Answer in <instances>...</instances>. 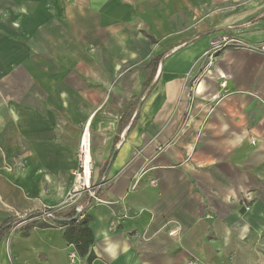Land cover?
<instances>
[{"label": "crops", "instance_id": "1", "mask_svg": "<svg viewBox=\"0 0 264 264\" xmlns=\"http://www.w3.org/2000/svg\"><path fill=\"white\" fill-rule=\"evenodd\" d=\"M235 41L264 0H0V225L83 205L95 254L30 220L0 264H264V53ZM85 136L102 201L66 203Z\"/></svg>", "mask_w": 264, "mask_h": 264}, {"label": "built area", "instance_id": "2", "mask_svg": "<svg viewBox=\"0 0 264 264\" xmlns=\"http://www.w3.org/2000/svg\"><path fill=\"white\" fill-rule=\"evenodd\" d=\"M227 41H217L213 44L212 48L207 50L204 54L206 57H210V61L213 59L214 54L221 50L225 45ZM236 44H241L243 47H246L248 49L262 52L264 53V41L257 43V44H244L238 41H235ZM90 139L88 137H83L81 140V143L78 148V159L79 164L78 167L74 170V182L71 192L68 195L67 202L66 203H74L79 198V195L83 193H89L92 197L96 198L98 201H102L101 199H98L96 196V192L94 187L87 182V178H90L92 174V160L90 157L91 151H90ZM245 207L246 209L250 208V202L245 201ZM85 207L83 205H78L76 207L77 215L78 217L82 218L85 213ZM57 209L54 208H46L44 207L42 212L38 216H25L24 219L15 222L8 233L13 234L14 231L24 222L30 221V220H37L40 219L42 221L46 222H53V214ZM70 260L74 263L78 258V251L75 249L70 252L69 254ZM190 264H199L197 260L193 259L189 261Z\"/></svg>", "mask_w": 264, "mask_h": 264}, {"label": "trees", "instance_id": "3", "mask_svg": "<svg viewBox=\"0 0 264 264\" xmlns=\"http://www.w3.org/2000/svg\"><path fill=\"white\" fill-rule=\"evenodd\" d=\"M42 210L43 208H39L36 210L26 212L22 215L23 217L38 216L42 212ZM76 216H77V211L75 208L69 210L68 212H60L56 210L53 214V218H52L53 222L33 220V222L26 224V230L28 231L34 225H39L43 227H50V226H54L55 224L62 225L65 227L64 236L66 240L70 243L75 244L76 249L81 256L88 255V261L89 263H92V261L95 258V254L91 250V246L94 243V234L92 227L90 225L92 217L90 214L86 212L84 213V216L82 218ZM19 218L20 217H12L6 220L5 222L1 223L0 239L5 233H7L11 229L12 225L15 222L21 219Z\"/></svg>", "mask_w": 264, "mask_h": 264}, {"label": "rangeland", "instance_id": "4", "mask_svg": "<svg viewBox=\"0 0 264 264\" xmlns=\"http://www.w3.org/2000/svg\"><path fill=\"white\" fill-rule=\"evenodd\" d=\"M37 220H40V219H37ZM40 221H42V220H40Z\"/></svg>", "mask_w": 264, "mask_h": 264}, {"label": "water", "instance_id": "5", "mask_svg": "<svg viewBox=\"0 0 264 264\" xmlns=\"http://www.w3.org/2000/svg\"><path fill=\"white\" fill-rule=\"evenodd\" d=\"M76 217H78V215H77ZM76 217H75V218H76Z\"/></svg>", "mask_w": 264, "mask_h": 264}]
</instances>
